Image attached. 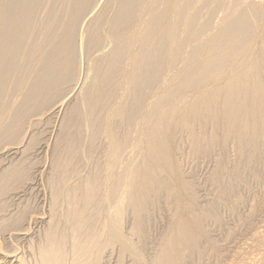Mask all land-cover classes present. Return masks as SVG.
Segmentation results:
<instances>
[{"label": "bare ground", "instance_id": "6f19581e", "mask_svg": "<svg viewBox=\"0 0 264 264\" xmlns=\"http://www.w3.org/2000/svg\"><path fill=\"white\" fill-rule=\"evenodd\" d=\"M107 1L86 32L89 50L100 48L104 26H108L115 45L105 66L100 65L97 83L88 93L89 112H110L112 172L124 150L123 142L111 129L115 119L125 115L128 126L136 136H142L146 146L141 164L137 168L129 164L126 185L122 179L121 186L115 181L109 195L123 196L126 188L119 201L132 206L138 215L161 189L171 191V183L165 178L173 173L175 182L192 200L194 186L183 180L173 155V141L185 133L199 157L220 149L224 158L219 159L212 180L220 186L219 200L224 202L233 196V186L225 177L227 148L236 147L242 164L254 162L257 150L264 145V0H119L117 8V3L110 7L114 6L113 0ZM57 2L62 5L60 12L57 7L53 9ZM95 2L0 0V104L11 85H22L24 73L38 54L42 67L29 85L25 106L39 97L46 98L74 76L76 32ZM42 10L47 14L40 19L38 13ZM58 24H64L62 33ZM166 71L172 73L171 83L152 100ZM118 96L121 102L114 108ZM126 104L131 108L127 112ZM141 110H146L144 125L137 122ZM72 120L66 122V129L73 126ZM77 150V138L69 139L67 154ZM238 172L235 177L239 180L242 175ZM98 180L92 179L86 185L88 203L98 192ZM188 210L175 217L171 236L163 240L154 264H184L186 258L198 253L201 241H210L204 223L209 217H217L214 207L201 213ZM136 256L138 264H143L141 255Z\"/></svg>", "mask_w": 264, "mask_h": 264}, {"label": "rangeland", "instance_id": "374dc122", "mask_svg": "<svg viewBox=\"0 0 264 264\" xmlns=\"http://www.w3.org/2000/svg\"><path fill=\"white\" fill-rule=\"evenodd\" d=\"M106 2L96 0L89 16L80 22L75 37V74L70 80L51 90L46 98L39 97L25 106L29 85L42 67L38 54L39 64L35 62L24 73L22 85H11L10 92L6 90L1 99L0 264H138L137 253L143 264H154L163 240L171 236L175 217L187 214V209L189 213H201L212 206L217 217H209L204 223L210 241H201L198 253L186 258L184 264H264V145L257 150L254 162L242 164L236 147L227 148L225 160L229 167L225 180L233 186V196L224 202L219 200L220 186L212 180L219 159L224 158L220 149L216 148L211 156L199 157L185 133L173 141V155L183 180L194 186L192 200L175 182L173 173L164 177L170 181L171 191L161 189L138 215L132 206L121 202L126 188L123 196H115L118 200L109 195L115 181L121 186L122 179L126 185L128 167L141 164L146 146L142 136H136L128 126L125 115L115 119L111 129L123 142L124 150L112 172L110 112H89L88 93L97 83L99 68L105 66L104 61L115 48L108 26L101 31L100 48H87L86 32ZM118 2L113 0L114 6L110 7L117 3V8ZM56 7L60 12L61 3L54 4L53 9ZM44 11L38 13L40 19L46 17ZM58 25L62 33L64 24ZM171 78L169 71L162 74V84L153 91L152 100L157 99L164 85L171 83ZM118 94L122 97V93ZM119 96L114 108L121 102ZM129 108L126 104L125 111ZM146 110L137 114L141 125L145 124ZM71 118L74 124L66 129V122H73ZM74 137L78 150L68 155V140ZM238 170L242 175L239 180L235 177ZM91 178L99 179L100 185L93 202L88 203L86 185Z\"/></svg>", "mask_w": 264, "mask_h": 264}]
</instances>
